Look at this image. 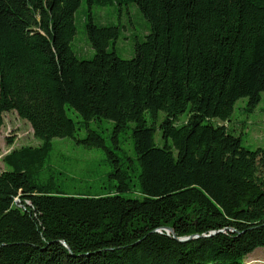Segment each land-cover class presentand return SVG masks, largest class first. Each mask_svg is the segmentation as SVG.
Returning <instances> with one entry per match:
<instances>
[{
	"label": "trees",
	"instance_id": "1",
	"mask_svg": "<svg viewBox=\"0 0 264 264\" xmlns=\"http://www.w3.org/2000/svg\"><path fill=\"white\" fill-rule=\"evenodd\" d=\"M87 1L137 6L149 27L132 59L108 51L119 28L90 17L94 56L74 54L81 0H0V127L15 112L41 142L2 159L0 264H245L264 252V150L209 122H228L240 99L248 113L260 104L264 0ZM67 110L114 124L113 150L89 130L76 142L106 153L116 193L70 196L45 177L51 141L76 133ZM159 111L162 147L144 118ZM128 123L140 199L120 195L130 187L114 149Z\"/></svg>",
	"mask_w": 264,
	"mask_h": 264
},
{
	"label": "rangeland",
	"instance_id": "2",
	"mask_svg": "<svg viewBox=\"0 0 264 264\" xmlns=\"http://www.w3.org/2000/svg\"><path fill=\"white\" fill-rule=\"evenodd\" d=\"M89 17L98 26H114L119 28L118 38L112 42L109 52H114L120 59L130 60L134 56V45L142 42L148 33L149 23L139 12L135 4L119 6L89 5L87 0H81L80 6L74 14L75 36L70 43L74 54L82 60H91L94 51L86 36L85 25ZM246 99L236 102L232 116L228 122L212 119L209 122L214 125H223L229 134L240 139L241 145L248 151L264 150V94L260 104L251 112L245 110ZM67 116L73 120L76 126L74 139L55 138L51 141V151L48 155L50 169L45 177L52 178L57 189L70 196H95L113 190L116 193L117 181L109 175L115 172L111 161H107L106 153L101 149H87L76 140L84 139L88 130L100 135L106 146L113 150L114 124L104 119L90 121L85 125L82 119L73 111L67 110ZM146 125L154 129V143L162 147L165 140L162 139L160 125L165 118L161 111L153 117L145 113ZM188 119V112H184L174 121L176 127H181ZM133 124L128 123L125 129L116 135L119 149H114L122 163L121 167L128 177L129 190L120 193L124 198L140 199L137 186L136 167L132 161L135 159L131 129ZM41 142L33 137L30 125L18 118L15 112L3 115V125L0 127V172L6 170L2 161L14 149L24 146H38ZM171 145V141L168 140ZM264 178V173H259ZM223 232V231H221ZM245 264H264V252L255 250L245 259Z\"/></svg>",
	"mask_w": 264,
	"mask_h": 264
},
{
	"label": "water",
	"instance_id": "3",
	"mask_svg": "<svg viewBox=\"0 0 264 264\" xmlns=\"http://www.w3.org/2000/svg\"><path fill=\"white\" fill-rule=\"evenodd\" d=\"M166 231H167L168 234H170V233L173 234L172 229L167 228ZM212 234H214V233H211V235H212ZM173 238H175L174 234H173ZM175 239H176V238H175ZM188 239H190V238H181V239H176V240L179 241V242H185V241H187Z\"/></svg>",
	"mask_w": 264,
	"mask_h": 264
},
{
	"label": "bare ground",
	"instance_id": "4",
	"mask_svg": "<svg viewBox=\"0 0 264 264\" xmlns=\"http://www.w3.org/2000/svg\"><path fill=\"white\" fill-rule=\"evenodd\" d=\"M167 167V166H166Z\"/></svg>",
	"mask_w": 264,
	"mask_h": 264
}]
</instances>
